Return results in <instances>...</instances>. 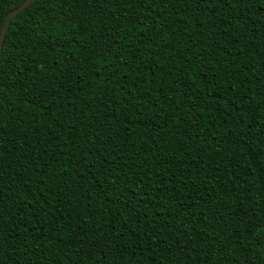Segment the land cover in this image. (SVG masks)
<instances>
[{"label":"trees","instance_id":"obj_1","mask_svg":"<svg viewBox=\"0 0 264 264\" xmlns=\"http://www.w3.org/2000/svg\"><path fill=\"white\" fill-rule=\"evenodd\" d=\"M0 85V264H264V0H34Z\"/></svg>","mask_w":264,"mask_h":264},{"label":"water","instance_id":"obj_2","mask_svg":"<svg viewBox=\"0 0 264 264\" xmlns=\"http://www.w3.org/2000/svg\"><path fill=\"white\" fill-rule=\"evenodd\" d=\"M34 1V0H25L21 5H19L18 7H16L15 9L11 10L4 18L2 27H1V31H0V53L2 50V43L4 40V36L7 30V27L9 25V21L19 12L23 11L24 9H26L29 4Z\"/></svg>","mask_w":264,"mask_h":264},{"label":"snow or ice","instance_id":"obj_3","mask_svg":"<svg viewBox=\"0 0 264 264\" xmlns=\"http://www.w3.org/2000/svg\"><path fill=\"white\" fill-rule=\"evenodd\" d=\"M0 87H2V85H0ZM5 228L2 224H0V233L4 232ZM0 240H3V236H0Z\"/></svg>","mask_w":264,"mask_h":264}]
</instances>
